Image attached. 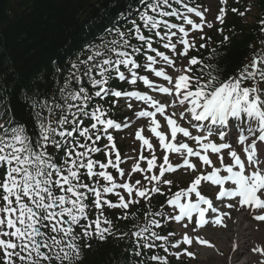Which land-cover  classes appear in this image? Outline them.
Masks as SVG:
<instances>
[{
    "label": "snow or ice",
    "instance_id": "1",
    "mask_svg": "<svg viewBox=\"0 0 264 264\" xmlns=\"http://www.w3.org/2000/svg\"><path fill=\"white\" fill-rule=\"evenodd\" d=\"M217 5L135 0L74 57L0 81V264H84L110 240L123 264H182L215 249L201 233L232 212L264 223V11L251 59L229 73L220 60L236 33L224 26L250 23L256 2ZM128 128L147 154L122 159L113 133ZM250 251L264 264V244Z\"/></svg>",
    "mask_w": 264,
    "mask_h": 264
},
{
    "label": "trees",
    "instance_id": "2",
    "mask_svg": "<svg viewBox=\"0 0 264 264\" xmlns=\"http://www.w3.org/2000/svg\"><path fill=\"white\" fill-rule=\"evenodd\" d=\"M255 1L258 13L264 11V0ZM130 2L134 4L135 0H0V81H15L19 86L42 69L49 57H74L80 48L111 28L118 13L126 11ZM233 31L236 36L220 60L229 73L251 59L249 46L260 38L254 22L246 25L231 15L224 34ZM221 39L215 33L214 42ZM215 46L219 47L218 43ZM202 55L206 57L208 52ZM123 227L127 230L130 224ZM123 249V244L117 247L111 240L106 244L97 242L86 254L84 264H123Z\"/></svg>",
    "mask_w": 264,
    "mask_h": 264
},
{
    "label": "bare ground",
    "instance_id": "3",
    "mask_svg": "<svg viewBox=\"0 0 264 264\" xmlns=\"http://www.w3.org/2000/svg\"><path fill=\"white\" fill-rule=\"evenodd\" d=\"M247 216L243 213L236 214L225 233L213 235V237L207 233L211 241L215 242V249H201V257L205 262L208 264H220V260L222 264H251L254 261L256 262L250 249L256 243L264 244V227L259 229L249 222ZM234 241L239 245L235 253L232 251ZM223 251L226 252L224 257H217ZM242 255H245L246 261L242 260L238 263ZM230 256L231 260L229 259Z\"/></svg>",
    "mask_w": 264,
    "mask_h": 264
},
{
    "label": "rangeland",
    "instance_id": "4",
    "mask_svg": "<svg viewBox=\"0 0 264 264\" xmlns=\"http://www.w3.org/2000/svg\"><path fill=\"white\" fill-rule=\"evenodd\" d=\"M199 2L204 5L205 7H211V10H212V13H215L216 10H217V0H199ZM212 13H210L208 15V19H212ZM256 11L254 9V11L249 15V20L252 21L253 20V17L255 15ZM208 31V33L211 31V30H206ZM122 111H126V110H123ZM130 116V115H129ZM123 120V119H122ZM132 124L135 126V127H140L142 125H145L143 120H140L139 121V124H137V122L135 120L132 121ZM133 128L131 129H128V130H125L124 132L118 134V141L120 142V144L123 145V149H124V153L125 155H127L128 153H134L133 150L134 149H139V151H143L145 152V154H147L145 148H141L139 144L137 143H134V137H133ZM124 138V139H121V138ZM154 143V142H153ZM142 166H145L146 162H141ZM136 179H139L140 177L139 176H135ZM189 182V178L186 177V176H183V175H180L179 177V187H186L187 186V183ZM175 190H178V188H173ZM205 191L207 192V189H205ZM238 212H233L232 213V217H234ZM245 214V213H243ZM246 215V214H245ZM249 216V215H248ZM231 217V218H232ZM232 220L231 219H228L226 221V225L228 224H231ZM256 227H258L259 229L260 228H263L264 227V223H253ZM173 227H175L173 225ZM229 227H213V226H207L205 228V233H208L209 235H211V237H213V235H220L221 233H225L227 232ZM204 233V234H205ZM207 235V234H206ZM214 244V243H213ZM202 248V246H200ZM191 251H195L196 254H197V258L196 259H189V258H185L183 261H182V264H186V262H189L188 264H208L207 262H205L202 257H201V249L200 248H196V247H193L190 249ZM225 251H223V253L221 254H218L217 257L219 258H223L224 255H225ZM243 258L245 259L244 255H242L240 257V260L238 261L241 262L243 260ZM220 264H222V261L220 260L219 261ZM172 264H176V261L173 259L172 261ZM252 264H256V262H253Z\"/></svg>",
    "mask_w": 264,
    "mask_h": 264
}]
</instances>
